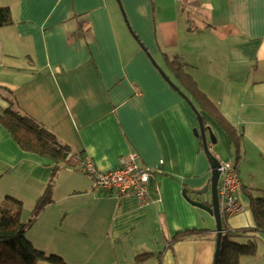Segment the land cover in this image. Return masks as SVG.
<instances>
[{
    "label": "crops",
    "instance_id": "obj_1",
    "mask_svg": "<svg viewBox=\"0 0 264 264\" xmlns=\"http://www.w3.org/2000/svg\"><path fill=\"white\" fill-rule=\"evenodd\" d=\"M120 1L137 39L118 0H0L13 15L0 28V113L13 99L100 170L136 153L154 169L146 201L96 189L77 168L54 174L52 160L23 151L1 123L0 196L27 206L51 184L52 199L30 226L47 214L46 222L77 230L72 244L50 239L77 250L75 261L60 253L70 264H214L216 219L184 195L211 201L197 192L212 174L198 117L144 45L167 73L169 59L187 63L241 135L237 159L230 135L204 113L211 150L233 161L243 182L245 209L222 218L223 234L238 231L233 241L256 244L242 264H264V231L252 230L249 196H264V0ZM188 229L209 232L174 241Z\"/></svg>",
    "mask_w": 264,
    "mask_h": 264
},
{
    "label": "trees",
    "instance_id": "obj_2",
    "mask_svg": "<svg viewBox=\"0 0 264 264\" xmlns=\"http://www.w3.org/2000/svg\"><path fill=\"white\" fill-rule=\"evenodd\" d=\"M13 23V15L9 6L0 4V28ZM187 63L178 58L169 59L167 73L180 89L192 100L196 109L202 114L206 125L204 113L210 115L224 127L235 143L237 159L240 153V136L233 126L222 115L219 107L198 86L195 79L188 72ZM0 123L10 133L17 145L26 152L48 158L54 162V174L62 168H77L81 170L84 155L76 152L72 146L63 141L44 124L19 109L13 99L0 113ZM202 145V142H200ZM52 185L49 184L44 196L38 201L34 214L51 201ZM251 210L254 214L256 227L252 230L264 231V196H254L249 193ZM24 201L18 197L8 195L0 200V264H40L48 261L50 264H70L57 254H46L45 251L34 246L28 238L27 231L33 221L24 219ZM222 223L223 219H222ZM224 230V226H223ZM209 232L204 229H188L175 235V240L192 236H200ZM238 231H226L219 250L217 264H242V258L255 254L254 242L238 243L232 237Z\"/></svg>",
    "mask_w": 264,
    "mask_h": 264
},
{
    "label": "built area",
    "instance_id": "obj_3",
    "mask_svg": "<svg viewBox=\"0 0 264 264\" xmlns=\"http://www.w3.org/2000/svg\"><path fill=\"white\" fill-rule=\"evenodd\" d=\"M220 159V157L217 155ZM219 170L218 196L222 218L239 213L245 209L240 199L239 189L243 182L235 163L231 160H221ZM162 162V161H161ZM81 170L92 177L95 188L117 195H131L140 201H146L148 183L154 169L143 166L136 153L121 156L119 164L109 170H100L89 158L81 163Z\"/></svg>",
    "mask_w": 264,
    "mask_h": 264
},
{
    "label": "water",
    "instance_id": "obj_4",
    "mask_svg": "<svg viewBox=\"0 0 264 264\" xmlns=\"http://www.w3.org/2000/svg\"><path fill=\"white\" fill-rule=\"evenodd\" d=\"M122 14L124 16V19L126 21L127 26L129 27L131 33L134 35V37L137 39V36L132 29L128 17L126 15V12L121 4V1L118 0ZM143 45V44H142ZM144 50L147 52L148 56L150 57L152 63L156 66L158 71L161 73V75L166 79V81L182 96L186 99V101L190 104V106L194 109V111L197 114L198 121H199V127L195 129V132L198 136L201 137L203 149L206 154V156L209 159L210 165H211V178L207 186H205L203 189L197 191L199 194L208 192L210 190L211 192V203H206L202 201L195 200L191 198L188 194L186 189L184 190L185 197L194 205L199 206L205 210H207L209 213L213 214L216 223H217V242H216V250H215V256H214V264L218 263V256H219V250H220V244L221 240L224 236L223 234V223H222V216L220 212V204H219V196H218V184L220 179V159L217 157L216 154L211 150L209 139H208V129L205 126L204 119L202 114L196 109L194 103L192 100L180 89V87L171 79V77L166 73V71L161 67V65L156 61V59L152 56V54L148 51V49L143 45ZM210 133V139L215 142L216 137L212 131H209Z\"/></svg>",
    "mask_w": 264,
    "mask_h": 264
},
{
    "label": "rangeland",
    "instance_id": "obj_5",
    "mask_svg": "<svg viewBox=\"0 0 264 264\" xmlns=\"http://www.w3.org/2000/svg\"><path fill=\"white\" fill-rule=\"evenodd\" d=\"M208 194H209L210 200H211L210 190H208ZM43 196H44V194L41 197H43ZM40 198H38V200L35 203H34V201L33 202L27 201L26 202L27 206L24 205V210L26 213V215L24 216V219L28 220V219L33 218L31 225L34 224V222L36 221L37 217L34 214V212L36 211V208L38 207V201ZM4 199H5V196H0V200H4ZM51 199H52V196H51ZM210 203H211V201H210ZM45 206H43L41 208V210L39 209L38 213L40 211L42 212V210ZM46 216H47V214H45V216H43V218L39 221L38 224H36L35 227L32 228L30 226L32 229L30 228V230L28 229L29 231H27L28 238L33 242L35 247L45 251V253L48 255L49 254H57V255L63 256L62 254H66L68 256V258L65 257L66 259H68L70 261H73V260L75 261V258L78 255L77 250L74 251L71 248L69 250H65V249H62V247H61L62 245H59V244L61 242L62 243L67 242L69 244H72V242L74 240H79L80 234L78 233L77 230H75L74 232H71V231L66 232L65 229L69 228V226L68 225H66V226L61 225V222L58 220V218H57V220L52 219L49 222H46ZM47 233H48V235H46ZM34 236H38L39 238H42L46 241H44V243L41 245L40 243L32 240V238ZM52 236H53L54 240L56 241V243H59V244H56L55 242L50 240L52 238ZM160 238H161V236H160ZM44 244H47V245H44ZM41 246H43V247H41ZM60 253H62V254H60ZM40 264H50V263L48 261H41Z\"/></svg>",
    "mask_w": 264,
    "mask_h": 264
}]
</instances>
